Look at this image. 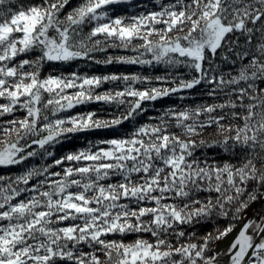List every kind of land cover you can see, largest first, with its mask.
<instances>
[{"label": "snow or ice", "instance_id": "6c2138e0", "mask_svg": "<svg viewBox=\"0 0 264 264\" xmlns=\"http://www.w3.org/2000/svg\"><path fill=\"white\" fill-rule=\"evenodd\" d=\"M129 2L0 0V168L22 166L0 174V264H264L262 213L223 252L213 247L264 203V0H154L114 14ZM77 61L165 74H43ZM195 88L214 102L137 124L145 101ZM89 104L109 106V118L62 115ZM209 129L215 139H196ZM90 132L111 136L56 155ZM218 219L232 222L198 234Z\"/></svg>", "mask_w": 264, "mask_h": 264}, {"label": "trees", "instance_id": "16d2710c", "mask_svg": "<svg viewBox=\"0 0 264 264\" xmlns=\"http://www.w3.org/2000/svg\"><path fill=\"white\" fill-rule=\"evenodd\" d=\"M76 0H73V3H75ZM154 4V0H130L129 3L124 5H116L114 8L116 9L115 15H134V14H140L141 12H144L146 10H151ZM226 51V50H225ZM108 55H133V53L128 51H122V50H113L109 49ZM97 58L100 60H103L105 58V54H97ZM217 63H220L219 56L217 58ZM223 68L225 71H228L230 68V65H223ZM55 71L56 73L64 72V74H67L71 71L81 72V73H87L89 75H96V76H103V75H110L113 73H123V74H139V75H147V76H162L165 74L164 72V66H157L155 68L143 66V65H125V64H108L105 65L103 63L96 64L93 62H83V61H77L74 62L71 66L69 65H56L55 68L45 66L43 70V74L47 75L49 72ZM175 73H184L185 78H188L187 70L184 68H178L174 70ZM147 85H137L138 88L146 87ZM153 86L155 87H172L171 84H161L159 82H156L153 80ZM113 87L112 84H104L101 89L98 91H104L109 88ZM181 97H184V99H181ZM214 101L210 98L204 96L202 94V89L195 88L191 90H187L184 92L176 93L171 96H166L157 99L156 101H145L144 107L147 109V111L140 117L137 118V124L148 122L149 117H155L157 116L162 110L166 108L171 107H184V106H190L194 107L198 104L203 103H213ZM110 108L107 105L103 104H89V105H80L74 109L69 110L68 113L62 114V115H75L77 113H85L89 111L97 112L100 118H109L108 112ZM132 125L129 123H125L124 125H121V130L124 132H127L130 130ZM175 131V129H173ZM87 136L88 139H98V138H106L111 136V132H108L107 134L104 132H90V133H78L74 135L71 140L65 142L62 145H58L55 149L56 155L60 156L63 155L65 152L68 151H75L80 147H83L86 141L84 140V137ZM207 139L212 140L215 139L214 130L209 129L207 132L204 133L203 137H197L196 139ZM199 155V153H198ZM208 155L212 157L215 155V159L218 162H223L221 157L223 156L225 159L227 158L226 154H214L213 152H208ZM39 162V158H36V160L29 161L27 163H37ZM234 162V161H233ZM22 166H15L10 169L0 168V174H6L8 172H16L18 171ZM232 222L230 219H218L214 223H207L197 226V232L200 236L205 235L208 232H214L216 228H219L220 230H223L228 226V224ZM236 221L235 223H237ZM110 238L119 239V236H114ZM133 239H135L134 235H129L125 238V242H130ZM87 250V249H85Z\"/></svg>", "mask_w": 264, "mask_h": 264}, {"label": "water", "instance_id": "95a60500", "mask_svg": "<svg viewBox=\"0 0 264 264\" xmlns=\"http://www.w3.org/2000/svg\"><path fill=\"white\" fill-rule=\"evenodd\" d=\"M256 213L264 214V203L257 201L251 204L242 214L245 219L238 221L236 223V228L233 230V232L229 233V235L225 237L223 240L216 241L213 247L218 248L221 252H223L237 234V230L241 227L242 223L245 222L246 219L252 218ZM220 260H221V264H229V257L227 255H222L220 257Z\"/></svg>", "mask_w": 264, "mask_h": 264}]
</instances>
